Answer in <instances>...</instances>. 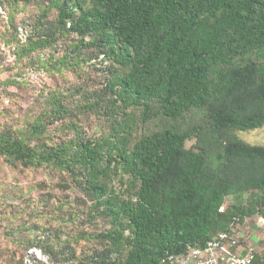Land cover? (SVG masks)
Instances as JSON below:
<instances>
[{
    "label": "trees",
    "instance_id": "16d2710c",
    "mask_svg": "<svg viewBox=\"0 0 264 264\" xmlns=\"http://www.w3.org/2000/svg\"><path fill=\"white\" fill-rule=\"evenodd\" d=\"M50 7L54 20L42 13L18 55L66 35L76 47L89 37L117 65L98 100L110 113L109 132L89 139L74 130L70 140L44 142L48 119L68 115L53 94L24 130L0 128V161L68 177L107 219L105 249L89 264H157L246 219H264V145L229 138L264 125V0H52ZM133 112L143 125L156 117L170 125L134 141ZM191 112L203 115L207 145L218 150L185 149L202 141L199 125H176Z\"/></svg>",
    "mask_w": 264,
    "mask_h": 264
},
{
    "label": "rangeland",
    "instance_id": "374dc122",
    "mask_svg": "<svg viewBox=\"0 0 264 264\" xmlns=\"http://www.w3.org/2000/svg\"><path fill=\"white\" fill-rule=\"evenodd\" d=\"M1 1L0 128L24 130L47 112L46 99L54 94L68 115L48 119L44 142L70 140L74 130L89 139L107 135L110 113L98 100L106 99L105 86L117 65L90 45L89 37L76 47L77 38L72 34L61 37L53 47L20 57L17 48L33 32L38 17L46 13L47 20L53 21L56 11L50 7L52 0ZM95 102L99 103L97 109L91 106ZM134 114V141L170 125L157 117L143 125L138 113ZM204 122L201 113L191 112L176 124L181 129L190 124L202 128V141L193 138L185 143V149L218 150L213 142L207 145ZM229 138L263 146L264 125L255 130L232 131ZM33 185L38 186L32 190ZM114 187L119 188L117 182ZM231 202L226 199L223 208ZM109 229L107 219L72 188L68 177L44 168L23 171L0 161V264H89L93 252L105 249L102 234ZM234 230L240 243L264 260L263 217L257 215L237 223Z\"/></svg>",
    "mask_w": 264,
    "mask_h": 264
},
{
    "label": "built area",
    "instance_id": "2783aa9c",
    "mask_svg": "<svg viewBox=\"0 0 264 264\" xmlns=\"http://www.w3.org/2000/svg\"><path fill=\"white\" fill-rule=\"evenodd\" d=\"M157 264H264V260L246 249L231 229L215 234L203 246L188 247L182 253L167 255Z\"/></svg>",
    "mask_w": 264,
    "mask_h": 264
}]
</instances>
